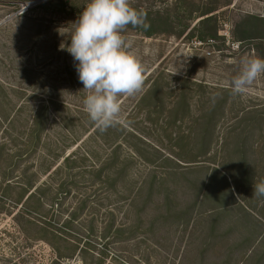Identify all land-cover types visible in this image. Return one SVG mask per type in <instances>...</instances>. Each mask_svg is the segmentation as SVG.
<instances>
[{
  "label": "rangeland",
  "instance_id": "rangeland-1",
  "mask_svg": "<svg viewBox=\"0 0 264 264\" xmlns=\"http://www.w3.org/2000/svg\"><path fill=\"white\" fill-rule=\"evenodd\" d=\"M45 1L0 0V81L9 95L13 87H21L19 70H10L4 58L9 53L10 58L16 59L14 66L21 61L22 67L32 70L41 79L36 85L39 96L30 98L25 94L12 104L36 107L47 99L41 96L46 91L48 97L58 101L62 110L68 108L72 116H81L79 111L84 109L86 93L75 68L78 62L64 48L68 37L56 29L60 28L58 25L48 22L50 16L45 14V9L28 17L20 16ZM198 1L195 0L196 4ZM225 1L230 5L217 12L218 35L224 39L220 50L214 47V41L202 43L187 33L151 38L134 32L123 33L145 66V81L137 94L120 98L125 121L122 135L115 127H110L103 131L110 133L109 138L104 134L96 140L83 137L86 140L83 148L96 155L84 165L93 166V169H62L61 174L48 178L43 171L49 161L40 166L45 158L43 152L19 163L17 171H28V175L37 173V185L49 182L47 186L51 185L54 190L65 179L74 182L68 186L70 193L59 209L62 216L58 223L76 212L86 200V209L67 231L83 237V242L96 241L97 252L104 249L101 246L105 241L96 237L100 236L103 223L108 221L109 212L117 225L132 230L129 237L124 233L105 246V264H264V196L253 192L254 185L264 180V122L253 124L250 134L242 140L238 133L256 112L244 115L245 122L236 123L234 119L235 114L240 115L237 111L243 108L264 111V75L253 83L250 91L239 95L232 93L226 119L214 128L208 148L202 154L200 137L196 138L201 126L191 127L186 120L183 125L178 122L167 128L157 121L159 117L155 114L148 120L146 111L136 109L143 91L161 72L168 90L177 85L175 78L183 77L206 85L208 93L212 87L230 85L231 79L238 74L239 61L253 56L246 47L237 49L232 44L233 24L245 14L263 16L264 0ZM135 4H151L153 10L165 7L153 0H137ZM69 44L70 40L67 47ZM66 66L72 68L75 83L66 78ZM205 95L206 101L209 94ZM198 97L202 98L193 96L190 99L189 117L209 109V105L202 106ZM170 101L171 97L166 98V103ZM2 107L5 108L3 104ZM232 126L236 132L229 134ZM53 129H49L51 138ZM172 131L179 134L193 131L195 136L173 142L167 136ZM6 140L0 134V141ZM19 146L22 147H16ZM16 150L12 145L6 146L9 154ZM73 150L75 147L66 150L65 155ZM115 150L119 157L117 167L102 170L126 171V177L114 186L109 181L105 183L104 177L95 179L88 171H99L106 166ZM7 161L4 156L1 166L5 167ZM61 162L62 159L58 164ZM66 171H69L68 176ZM129 195L132 203L128 201ZM158 218L164 221L161 223ZM0 255L13 260L11 264H50L54 260L52 250L43 242L30 249L11 218L5 215L0 216Z\"/></svg>",
  "mask_w": 264,
  "mask_h": 264
},
{
  "label": "trees",
  "instance_id": "trees-1",
  "mask_svg": "<svg viewBox=\"0 0 264 264\" xmlns=\"http://www.w3.org/2000/svg\"><path fill=\"white\" fill-rule=\"evenodd\" d=\"M153 1L165 4V7L153 10L151 4L137 5L135 4L137 0H131L132 7L142 11L145 20L142 26L132 27L129 25L127 32H134L136 35L145 38H151L155 35L180 36L187 33L189 36H195L202 43L207 40L214 41L216 43L214 47L217 50H220L219 48L224 45V39L218 35L217 12L229 6L228 1L199 0L197 4L195 0ZM88 2L89 0H47L20 16L23 18L28 17L38 11L43 12V9H45V14L50 16L48 22H54L53 24L60 27L56 29L68 37L64 41V48H67L73 30L71 23L78 19ZM168 2L171 3V6L167 5ZM36 18L35 16L34 19ZM195 21L197 22L194 23ZM195 33L197 35H194ZM231 35L232 44L237 49L246 47L253 56L264 58V15L245 14L240 16L233 24ZM4 58L7 59L11 67L10 70H19V77H21L19 85L21 87H13L9 95L5 92L3 83L0 81V134L7 138L4 142L0 141V216L5 215L11 218L18 233L30 249L38 242L46 244L54 254V260L50 264H65V262L67 264H105V246L110 241L119 239L124 233L129 237L132 235V230L117 225L114 215L109 212L108 221L103 223L101 234L96 237L97 240L105 241L101 246L104 249L97 252L96 241L86 240L83 242V237L67 231V229H71L76 218L86 209V200L78 206L76 212L66 216L61 224L58 223L62 216L59 209L65 197L70 193L68 186L74 184V182L65 179L54 191L51 185L47 186L49 182L37 185L38 175L36 172L28 175V171H17V169L22 159L38 152H43L45 157L42 160L43 164L40 166H44L46 160L49 161L43 171L48 178L61 174L62 169H93V166L85 167L86 165H84V162L92 158L95 152L86 151L83 148L85 147L84 143H86L83 137L87 136L86 139L89 137L96 140L101 138L103 134L109 138L110 133L100 131L89 119L85 109L79 111L81 116H72L68 108H65L66 111L62 110L58 101L51 96L48 97L46 91H43L41 96H46L47 99L38 103L36 107H25L24 103L20 105L18 103L12 104L14 101H19L25 94H29L30 98H34L36 95L39 96L36 85L41 79L32 70L22 67L21 61L19 62L20 65L14 66L16 59L10 58L9 53H6ZM0 63H2V57ZM64 70V73L67 74L66 78L75 83V74L72 68L66 66ZM161 73H158L143 91L136 103V109L146 111L148 120H152L149 116L155 114L159 117L157 121L167 128H172L178 122L183 125L186 120L192 125L191 127L198 128V126H201V132L196 135V138L200 137V152L201 154L204 153L208 148L210 137L214 134V128L226 119L227 107L232 96L230 85L212 87L211 92L208 93V91L206 92V85L192 81L188 77H183L181 79L175 78L174 84L177 83V85L168 90L164 75ZM43 82L42 86L45 87L46 82ZM23 84H25V87H22ZM205 94H209L206 101ZM193 96H202V98L198 97L200 103L202 106L209 105V109L205 113L189 117L190 99ZM11 97L15 100H12ZM168 97L172 98L170 103H166ZM2 104L6 109L2 107ZM25 108L28 109L25 110ZM237 112L240 115L236 116L235 114L236 123L245 122L243 121L244 115L256 112L254 116L247 119L248 124L238 133V137L244 140L250 134L252 127L255 126L253 124L264 122V111H250V109L243 108ZM21 118L23 120L19 121ZM16 124L20 125L21 128H18V125L16 127ZM52 127H54L53 138H51L49 132V129L52 131ZM114 127L121 135L125 130L122 124H117ZM233 127L229 134L236 132ZM127 134L131 135L130 132H127ZM192 135L195 136L193 131H184L181 134L173 131L167 133V136L173 142L191 138ZM7 145L14 146L17 149L16 152L7 153ZM17 145L22 147H16ZM73 147H75V150L65 155V151ZM238 150L241 151L242 148L240 147ZM4 156L9 161H7L5 167H2L1 163L4 161ZM60 159H62V162L58 164ZM118 159L115 150L106 166L101 167L99 171L88 172L93 173L95 179L100 180L101 177H104L105 183L109 181L115 186L126 177V171L102 170L115 169ZM68 172L66 171V174ZM127 198L132 203L130 195ZM157 220L161 223L164 221L161 218ZM92 231L93 228L90 232ZM12 261L8 257L0 255V262L11 264Z\"/></svg>",
  "mask_w": 264,
  "mask_h": 264
},
{
  "label": "clouds",
  "instance_id": "clouds-1",
  "mask_svg": "<svg viewBox=\"0 0 264 264\" xmlns=\"http://www.w3.org/2000/svg\"><path fill=\"white\" fill-rule=\"evenodd\" d=\"M144 14L131 5V0H89L78 19L71 23L67 52L73 57L79 81L86 93L83 106L89 119L100 131L125 123L120 98L134 96L142 90L145 66L131 41L123 33L128 26H142ZM230 81L234 95L250 91L264 75V58L244 57ZM253 192L264 196V180L254 185Z\"/></svg>",
  "mask_w": 264,
  "mask_h": 264
}]
</instances>
